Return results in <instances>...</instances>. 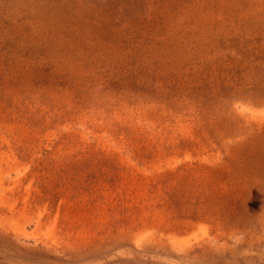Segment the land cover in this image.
<instances>
[{
	"label": "rangeland",
	"instance_id": "obj_1",
	"mask_svg": "<svg viewBox=\"0 0 264 264\" xmlns=\"http://www.w3.org/2000/svg\"><path fill=\"white\" fill-rule=\"evenodd\" d=\"M0 264H264V0H0Z\"/></svg>",
	"mask_w": 264,
	"mask_h": 264
}]
</instances>
